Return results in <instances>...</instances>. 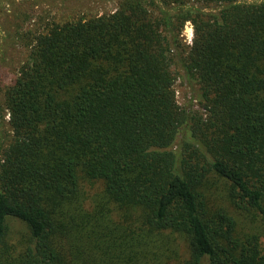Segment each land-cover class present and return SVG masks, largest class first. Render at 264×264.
<instances>
[{"label": "trees", "instance_id": "obj_1", "mask_svg": "<svg viewBox=\"0 0 264 264\" xmlns=\"http://www.w3.org/2000/svg\"><path fill=\"white\" fill-rule=\"evenodd\" d=\"M2 92L0 264H264V0H117Z\"/></svg>", "mask_w": 264, "mask_h": 264}, {"label": "rangeland", "instance_id": "obj_2", "mask_svg": "<svg viewBox=\"0 0 264 264\" xmlns=\"http://www.w3.org/2000/svg\"><path fill=\"white\" fill-rule=\"evenodd\" d=\"M116 3L117 0H0V145L9 135L2 89L27 61L31 37L44 32L52 23L85 20L112 12ZM192 37V26L186 22L181 31V42L190 44ZM173 88L177 103L186 105L189 87L178 74ZM193 108L198 107L193 105ZM100 187L95 183L91 191ZM7 227L12 240L26 231L24 225L14 219L7 221Z\"/></svg>", "mask_w": 264, "mask_h": 264}]
</instances>
